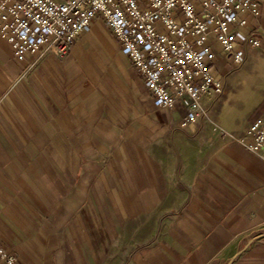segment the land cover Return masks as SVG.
<instances>
[{
  "label": "crops",
  "instance_id": "0c3cea01",
  "mask_svg": "<svg viewBox=\"0 0 264 264\" xmlns=\"http://www.w3.org/2000/svg\"><path fill=\"white\" fill-rule=\"evenodd\" d=\"M248 20L263 47L217 54L222 93L194 122L155 105L99 18L28 70L0 39V243L18 264H264V162L220 134L264 110V3Z\"/></svg>",
  "mask_w": 264,
  "mask_h": 264
},
{
  "label": "built area",
  "instance_id": "2783aa9c",
  "mask_svg": "<svg viewBox=\"0 0 264 264\" xmlns=\"http://www.w3.org/2000/svg\"><path fill=\"white\" fill-rule=\"evenodd\" d=\"M264 0H0V39L30 69L50 54L64 56L75 38L99 18L119 49L143 77L159 108L176 101L189 108L188 122L207 114L200 100L220 95L223 83L213 72L217 54L240 63L241 47L259 50L249 28ZM26 72V70H25ZM24 72V73H25ZM23 73V75H24ZM264 162V110L235 138ZM0 261L18 264L0 243Z\"/></svg>",
  "mask_w": 264,
  "mask_h": 264
},
{
  "label": "water",
  "instance_id": "95a60500",
  "mask_svg": "<svg viewBox=\"0 0 264 264\" xmlns=\"http://www.w3.org/2000/svg\"><path fill=\"white\" fill-rule=\"evenodd\" d=\"M258 237H261V236H256V237H253L250 240H248V242L243 246V248L240 251L237 252V254L234 257H236L237 255L241 254L248 247V245L250 244V242H252L253 240L257 239ZM231 261L232 260H230L227 264H230Z\"/></svg>",
  "mask_w": 264,
  "mask_h": 264
}]
</instances>
